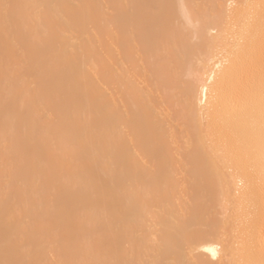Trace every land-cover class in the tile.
I'll list each match as a JSON object with an SVG mask.
<instances>
[{
	"label": "bare ground",
	"instance_id": "6f19581e",
	"mask_svg": "<svg viewBox=\"0 0 264 264\" xmlns=\"http://www.w3.org/2000/svg\"><path fill=\"white\" fill-rule=\"evenodd\" d=\"M262 66L264 0H0V261L259 264Z\"/></svg>",
	"mask_w": 264,
	"mask_h": 264
},
{
	"label": "snow or ice",
	"instance_id": "6c2138e0",
	"mask_svg": "<svg viewBox=\"0 0 264 264\" xmlns=\"http://www.w3.org/2000/svg\"><path fill=\"white\" fill-rule=\"evenodd\" d=\"M219 67V65H217ZM205 91H207L205 89ZM260 140H261V152H262V164H264V66H262V84H261V126H260ZM0 264H24L21 261H0ZM163 264V262H160ZM171 264V262H170ZM178 264V262H176ZM247 264H256L255 261H248ZM259 264H264V258L259 261Z\"/></svg>",
	"mask_w": 264,
	"mask_h": 264
},
{
	"label": "rangeland",
	"instance_id": "374dc122",
	"mask_svg": "<svg viewBox=\"0 0 264 264\" xmlns=\"http://www.w3.org/2000/svg\"><path fill=\"white\" fill-rule=\"evenodd\" d=\"M136 81L139 82L138 87H139L140 90H144L145 88L148 87L147 85L142 84V83H144V78H143V79L140 78V79H138V80H136ZM171 129L176 130V132L179 131L178 126H177V124H175V123L171 126ZM178 180L181 181V180H182L181 177H178ZM0 187H2V185H1ZM0 190H1V188H0ZM2 190H3V189H2Z\"/></svg>",
	"mask_w": 264,
	"mask_h": 264
}]
</instances>
